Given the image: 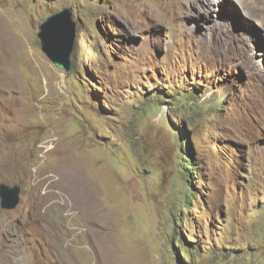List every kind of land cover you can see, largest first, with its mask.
<instances>
[{"label":"rangeland","instance_id":"374dc122","mask_svg":"<svg viewBox=\"0 0 264 264\" xmlns=\"http://www.w3.org/2000/svg\"><path fill=\"white\" fill-rule=\"evenodd\" d=\"M3 182L0 264H264V0H0Z\"/></svg>","mask_w":264,"mask_h":264},{"label":"water","instance_id":"95a60500","mask_svg":"<svg viewBox=\"0 0 264 264\" xmlns=\"http://www.w3.org/2000/svg\"><path fill=\"white\" fill-rule=\"evenodd\" d=\"M38 36L42 50L56 67L67 73L72 70V52L76 37V23L72 20L71 11L64 8L48 18L40 25ZM21 186L0 184L1 204L3 208H15L21 200Z\"/></svg>","mask_w":264,"mask_h":264},{"label":"trees","instance_id":"16d2710c","mask_svg":"<svg viewBox=\"0 0 264 264\" xmlns=\"http://www.w3.org/2000/svg\"><path fill=\"white\" fill-rule=\"evenodd\" d=\"M179 93H180V92H179ZM179 93H178V94H179ZM187 94H188V92H187V93H184V94H182V95H183V97L187 98ZM188 97H189V96H188ZM179 129H180V128H179ZM180 130L183 131L182 129H180ZM175 135H176L177 140H178V133L176 132ZM178 141H179V143H180V145H181L182 147H183V145H185V144L181 141V139H179ZM189 153L192 154V151L188 149V152L185 153L184 149L182 148V149H180L179 156H178V163L181 164V165H183V166L185 165L184 168H185V169H188V172H190V170L194 168V163H192V160H191V159H188V155H189L190 157H192ZM179 172H180V173H183V172H184V177H185L186 182H188V187L191 188V187H192V182H191V180L189 179V177H190L191 175L187 174L186 171H183V172H182L181 169H179ZM193 193H194V192H193ZM170 234H172V233H170ZM175 235H176V234L174 233L173 236H175ZM183 246L186 248V243H185V242L183 243ZM187 249H188V248H187ZM182 253H184V255L187 256V258H188V254H195V252L192 251V250H190V249H189V251H188V250H187V251H182Z\"/></svg>","mask_w":264,"mask_h":264},{"label":"bare ground","instance_id":"6f19581e","mask_svg":"<svg viewBox=\"0 0 264 264\" xmlns=\"http://www.w3.org/2000/svg\"><path fill=\"white\" fill-rule=\"evenodd\" d=\"M261 0H258V2H260ZM255 3H253V5H254ZM244 7V6H243Z\"/></svg>","mask_w":264,"mask_h":264}]
</instances>
